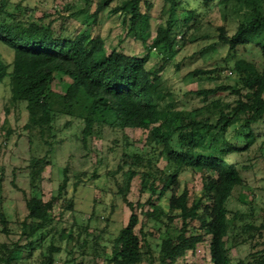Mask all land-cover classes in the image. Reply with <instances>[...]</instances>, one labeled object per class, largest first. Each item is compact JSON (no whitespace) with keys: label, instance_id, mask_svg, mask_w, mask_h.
Returning <instances> with one entry per match:
<instances>
[{"label":"trees","instance_id":"16d2710c","mask_svg":"<svg viewBox=\"0 0 264 264\" xmlns=\"http://www.w3.org/2000/svg\"><path fill=\"white\" fill-rule=\"evenodd\" d=\"M114 1L116 4L111 6ZM159 1L163 20L151 47L163 55L164 61L151 67L147 53L128 55L116 49L107 52L100 36H67L54 28L57 19L47 20L50 16L46 12L37 19L23 21L19 15L32 8L0 0V47L12 52L10 62L0 57V83L7 81L10 101L25 107L28 122L23 129L36 131L41 144L47 147L45 155L30 160L28 167L43 170L51 165L48 157L57 117H75L80 108L86 110L80 118L83 127L79 141L83 149H87L92 138H100L105 128L146 131L148 151H123L116 169L121 175L117 193L132 213L115 236L105 264H141L148 252L144 223L134 213L135 205L127 200L131 183L139 175L140 192H148L145 203L151 209L143 212L145 220L163 228L180 221L173 234L167 233L160 240L159 264H175L188 252L194 253L205 237L209 240L211 264H233L229 244L250 247L246 257L235 264H264V222L256 225L251 213L243 215L228 208L236 187L244 186L240 171L248 168L241 165L239 158L251 152L256 138L253 125L264 115V0H218L224 19L230 14L236 20L231 33L224 22L216 28L215 35L233 57L229 69L234 79L191 92L200 98V104L194 105L187 116L181 114L183 111L177 109L165 89L161 72L174 52L177 30L184 29L183 37L189 29L196 31L189 43L205 40L198 33L200 14L195 8L187 10L188 2L183 0ZM211 1H202L207 8L205 13L210 12ZM109 6L113 14L122 18L126 35L141 39V25L153 7L150 0H99L93 21ZM248 45L259 49L263 60L260 69L252 61L236 56L240 47ZM206 49L199 48L198 53L203 54ZM218 71L194 69L187 76H207ZM230 133L234 141L229 140ZM160 159L165 160L167 168L157 167ZM259 159L263 160L261 153L249 161ZM185 169L197 171L201 177V193L191 200L186 188L180 191L179 174ZM68 170V165L61 169L62 180L56 194L46 201L41 189L32 185L29 195H24L26 215L15 222L3 210L0 173V235L5 238L0 241V264L27 261L38 249V264H54L55 255L62 251L64 234L68 240L73 238L72 226L68 230L56 228L63 215L73 210L74 201L67 198ZM76 177L74 190L80 181ZM167 194L165 212L156 201ZM56 207L59 220L54 216ZM191 221L199 222L202 234L187 235ZM49 234L52 237L43 246Z\"/></svg>","mask_w":264,"mask_h":264},{"label":"rangeland","instance_id":"374dc122","mask_svg":"<svg viewBox=\"0 0 264 264\" xmlns=\"http://www.w3.org/2000/svg\"><path fill=\"white\" fill-rule=\"evenodd\" d=\"M7 1V0H5ZM12 4H20L21 8L29 7L32 10L25 11L18 19L30 21L37 19L46 12L49 19L54 21L56 30H63L67 36L84 33L89 37L100 36L104 42L107 52L112 49L119 50L128 55L148 54V65L159 66L163 63V55L151 47L158 25L162 22V5L159 0H150L153 4L149 12V18L141 25L143 32L141 39L127 36L120 15L113 14L111 6L104 8L93 21V13L97 8L99 0H9ZM188 2V9L195 8L200 14L197 23L201 26L199 32L205 40L189 43L193 38L194 29L185 32L176 31L174 52L169 55L167 63L161 72V78L165 89L171 94L178 110L182 115H188L194 105L200 104V98L191 92L200 89L214 87L220 83H231L234 79L230 74L233 63L232 55L228 54L227 47L217 42L216 28L224 22L227 30L231 33L234 29L235 17L230 14L223 17L218 0H212L209 5V13L203 5V0H183ZM61 14L58 16V14ZM191 26V25H190ZM183 42V43H182ZM148 46V49H145ZM207 48L203 54L198 53L199 48ZM236 56L252 61L260 69L263 64L259 49L248 45L240 47ZM0 57L10 62L12 52L0 47ZM218 68L217 74L190 77L188 72L194 69ZM59 91V88H56ZM86 110L77 109L76 116H60L54 123L55 139L50 154L51 165L43 170L30 169L28 166L33 158L45 155L47 149L39 141L36 131L31 133L23 129L28 122L27 112L23 104L14 105L10 101V92L7 81L0 83V173L2 182V206L8 218L15 222L21 221L25 215L24 195L28 196L31 186H37L43 193L46 201L56 194L57 187L62 180L61 169L68 165L69 185L67 198L74 201L73 210L67 212L57 223V231L61 228L72 226L73 238L66 239L65 233L61 242L62 251L55 255L54 264H105V255H109L112 242L118 231L126 225L132 213L129 207L122 201L117 193V182L121 181L120 173H116L118 164L121 162L123 151L135 152L140 149L148 151L146 145L147 132L140 129L111 130L104 129L100 138H92L88 142L87 149H83L79 138L83 127L81 116ZM255 142L251 146V152L240 157L239 162L247 169H242L241 176L244 186L236 187L229 200L230 211L243 215L252 214L256 225L264 222V115L253 125ZM30 134V137L28 135ZM30 138V142H29ZM233 140L232 133L228 135ZM234 141V140H233ZM127 143V146H126ZM262 154L263 160L250 162L249 158L256 154ZM159 169H165L166 162L160 159L156 163ZM251 165V167H249ZM167 170V169H166ZM97 176L94 177L93 174ZM80 181L75 190L73 183L77 177ZM180 191L187 189L190 200L201 193L200 173L185 169L179 174ZM141 177L136 176L127 194V200L134 204V213L139 217L140 223H144L142 229L145 234L149 248L145 259L141 264H159V243L167 233L173 234L174 228L179 227L180 221L163 228L158 224L147 222L143 212L151 210L145 203L148 192H140ZM169 194L165 195L156 204L160 205L165 212L168 211ZM206 199H204V202ZM61 204V203H60ZM59 209L56 207L54 216L59 220ZM240 221V220H239ZM166 222V221H165ZM136 227V233L140 228ZM187 235L202 234L198 221H191L188 226ZM142 235V234H140ZM52 234L47 235L43 246L47 245ZM15 239V237H13ZM57 238V236H56ZM5 238L0 235V241ZM208 237L196 246L194 253L188 252L179 258L175 264H211L209 261ZM95 243L97 244L95 246ZM229 247L231 262L235 264L238 260L246 257L250 247L248 244ZM36 250L27 261L18 264H38Z\"/></svg>","mask_w":264,"mask_h":264}]
</instances>
